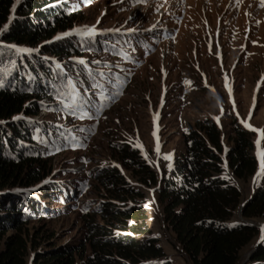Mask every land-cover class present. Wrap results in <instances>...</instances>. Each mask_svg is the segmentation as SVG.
I'll use <instances>...</instances> for the list:
<instances>
[{
	"label": "rangeland",
	"instance_id": "rangeland-1",
	"mask_svg": "<svg viewBox=\"0 0 264 264\" xmlns=\"http://www.w3.org/2000/svg\"><path fill=\"white\" fill-rule=\"evenodd\" d=\"M63 1L70 4L72 27L28 48L38 56L47 44L71 40L79 56L44 57L49 68L60 71L62 79L65 76L73 85L65 90L60 86L64 100L30 99L28 105L37 102L47 108L37 116L15 117L37 123L33 143L26 146L35 147L40 158L19 168L21 180L32 177L37 185L20 188L23 182L3 191L0 185L3 193L26 192L45 205L44 217L28 218L22 224L28 241L26 264H41L67 247L74 264H87L91 256L87 224L95 221L112 229L96 216L106 203L143 208L147 236L158 241L165 258L173 264H190L164 222L159 187L163 178L171 176L175 161L184 157L188 133L197 129V122L215 123L224 150L233 146L234 119L243 128L249 129L246 122L264 131L262 0ZM93 26L95 34H80ZM86 76L102 87L92 89L83 80ZM57 131L67 138L56 141ZM252 132L254 176L236 179L225 155L221 162L220 176L241 193L234 222L258 229L240 252L239 264L248 263L249 253L264 235V218L245 221L240 215L242 204L263 183L256 154L260 132ZM260 149L264 150V138ZM120 150L135 153L150 173L138 176L133 163H121ZM108 171L114 181L136 191L134 199H110ZM48 183L56 190L49 195L36 192Z\"/></svg>",
	"mask_w": 264,
	"mask_h": 264
},
{
	"label": "trees",
	"instance_id": "trees-1",
	"mask_svg": "<svg viewBox=\"0 0 264 264\" xmlns=\"http://www.w3.org/2000/svg\"><path fill=\"white\" fill-rule=\"evenodd\" d=\"M71 15L70 4L63 0H0L2 191L16 189L23 182L20 188L30 189L37 185L38 181L32 177L21 180L19 168L40 158L35 147L26 146L33 143L32 130L37 124L27 118L37 116L47 108L37 102L28 105V102L33 97L64 100V90H60V86L68 88L66 77L62 79L60 71L49 68L44 55L63 59L79 56L69 39L45 45L38 56L20 49H29L28 46L43 43L58 32H66L73 25ZM69 69L76 71L72 66ZM89 79L84 82L90 83ZM93 82L92 89L96 87ZM20 114L27 118H15ZM232 123L233 146L224 150L222 136L215 123L208 119L197 122V129L188 133L184 157L175 161L171 176L163 178L159 187L164 222L190 264H239L240 252L258 234L255 225L234 222L241 193L220 176L222 155H225L236 179L252 177L257 171V160L252 155L253 132L243 128L235 119ZM55 135L62 138L61 132H55ZM119 153L122 155L121 163H133L139 169L138 176L150 173L135 153L130 154L128 150H120ZM105 175L112 181L108 191L111 200L135 198L136 191L129 186L123 187L120 180L114 181L111 171ZM150 179L154 185L152 175ZM262 181L241 206L240 215L245 221L264 218V174ZM38 190L36 192L49 195L56 186L48 183ZM28 195L26 192L0 193V264H26L28 241L22 224L28 218L44 217L42 206H45L43 201ZM101 208L96 216L99 215L114 232L95 221L87 224L91 251L87 264H173L165 258L158 241L147 236L149 229L143 208L115 203H106ZM9 232L12 234L8 235ZM69 250V247L59 249L41 264H74ZM247 264H264V239L249 253Z\"/></svg>",
	"mask_w": 264,
	"mask_h": 264
},
{
	"label": "snow or ice",
	"instance_id": "snow-or-ice-1",
	"mask_svg": "<svg viewBox=\"0 0 264 264\" xmlns=\"http://www.w3.org/2000/svg\"><path fill=\"white\" fill-rule=\"evenodd\" d=\"M262 6H264V0H262ZM97 23H99V21H97ZM7 26H5L6 28ZM79 31V30H78ZM96 32V29L95 27H85L84 30L80 31V34L81 35H92V34H95ZM20 51H27L25 49H20ZM81 63H83V61H81ZM98 63V62H96ZM101 75H103V73H101ZM98 87H102V86H98ZM76 102L75 100H73V106H75ZM66 108L67 107H70L69 105H64ZM74 110H75V107H74ZM251 118V109H250V112H249V119ZM218 119V118H217ZM245 127H248L250 130L252 131H258L260 132V137L258 138V140L256 141V144H257V157H258V160L260 162V168H261V171L264 172V150H261L260 149V139L261 138H264V131L262 130H257V129H254L252 128L248 123L245 122ZM262 233H264V227H262ZM261 239H264V235H262Z\"/></svg>",
	"mask_w": 264,
	"mask_h": 264
},
{
	"label": "bare ground",
	"instance_id": "bare-ground-1",
	"mask_svg": "<svg viewBox=\"0 0 264 264\" xmlns=\"http://www.w3.org/2000/svg\"><path fill=\"white\" fill-rule=\"evenodd\" d=\"M189 1H193V0H189Z\"/></svg>",
	"mask_w": 264,
	"mask_h": 264
},
{
	"label": "water",
	"instance_id": "water-1",
	"mask_svg": "<svg viewBox=\"0 0 264 264\" xmlns=\"http://www.w3.org/2000/svg\"><path fill=\"white\" fill-rule=\"evenodd\" d=\"M250 130V129H249ZM250 131H252V130H250Z\"/></svg>",
	"mask_w": 264,
	"mask_h": 264
}]
</instances>
